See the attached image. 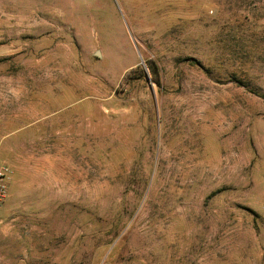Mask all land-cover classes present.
Returning <instances> with one entry per match:
<instances>
[{"label": "rangeland", "instance_id": "rangeland-1", "mask_svg": "<svg viewBox=\"0 0 264 264\" xmlns=\"http://www.w3.org/2000/svg\"><path fill=\"white\" fill-rule=\"evenodd\" d=\"M0 264H264V0H0Z\"/></svg>", "mask_w": 264, "mask_h": 264}, {"label": "built area", "instance_id": "built-area-1", "mask_svg": "<svg viewBox=\"0 0 264 264\" xmlns=\"http://www.w3.org/2000/svg\"><path fill=\"white\" fill-rule=\"evenodd\" d=\"M11 171L6 164H0V225L2 224V210L9 191Z\"/></svg>", "mask_w": 264, "mask_h": 264}]
</instances>
